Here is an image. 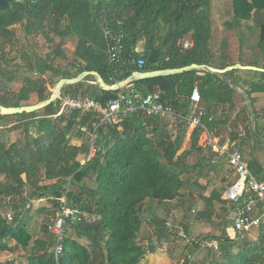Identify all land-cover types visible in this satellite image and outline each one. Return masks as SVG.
<instances>
[{
  "label": "trees",
  "instance_id": "obj_1",
  "mask_svg": "<svg viewBox=\"0 0 264 264\" xmlns=\"http://www.w3.org/2000/svg\"><path fill=\"white\" fill-rule=\"evenodd\" d=\"M261 12L264 0H231L226 26L236 30L240 22L252 21ZM15 24L22 25L26 36L39 32L61 43L74 41L72 57L61 66L53 54L36 56L25 42L15 56L7 58L5 46L12 45L16 38L12 29ZM211 25V0H8V6L0 9V85L20 80L22 101L26 102L32 93L43 101L50 96L45 86L48 74L54 86L61 78L96 71L111 85L136 71L180 68L192 63L215 68L237 63L259 66L254 61L258 57H233L224 39L213 42ZM115 37L122 48L111 60ZM185 41L188 46H184ZM255 45L264 53V23ZM152 50H157L154 62L149 60ZM225 75L250 96L253 107L254 93L264 91V72L232 69ZM255 75L259 78L254 79ZM94 80L88 75L80 82L65 85L60 96L89 95L105 104L119 93L158 92L159 102L172 114L148 116L134 112L118 124H102L93 110L57 115L59 98L37 111L0 113V253L20 247L26 264L147 261L148 253L155 251L153 242L138 240L146 200L159 206L185 198V186L196 183L189 181L187 172L197 165L188 164L187 157L192 151L199 152L200 136L206 132L217 136L216 130L224 121L231 120L237 126L241 120L245 122L244 135L230 130L229 140L237 145L251 140L256 144L264 137V126L260 129L256 122L255 134H251L243 97L219 76L204 70L135 80L116 91L102 90L91 83ZM194 85L201 96L196 107L189 98ZM0 105L27 104L0 97ZM194 114L199 115L200 125L189 134L190 147L179 154L188 132L187 119ZM254 114L256 120L255 110ZM14 130H20V135L11 141L7 133ZM92 134L93 155L81 164L89 153ZM248 167L264 181V169L255 159ZM63 196L74 214L65 220L63 250L55 257L49 225L60 211ZM39 198H45L48 204L33 209L32 200ZM218 203L229 202L220 199V191L213 190L195 218L209 220ZM228 205L233 208L231 203ZM229 208L225 207L222 215L226 226L230 222ZM34 212L41 216L37 228L31 224ZM150 221L156 226L157 240L167 235L165 219L155 216ZM263 225L244 238L225 229L220 235L206 236L193 247L203 249L204 254L193 261L186 253L183 264H264ZM255 230L258 238L254 241L250 236ZM185 233H189L188 226ZM11 240L16 243L14 247L9 245ZM211 241L217 243V248L206 244Z\"/></svg>",
  "mask_w": 264,
  "mask_h": 264
},
{
  "label": "rangeland",
  "instance_id": "obj_2",
  "mask_svg": "<svg viewBox=\"0 0 264 264\" xmlns=\"http://www.w3.org/2000/svg\"><path fill=\"white\" fill-rule=\"evenodd\" d=\"M230 6L231 0H211L213 42L216 43L219 40L224 39L227 43L228 51L236 59L239 56L241 58L243 57L244 60H249L252 57H260L261 59L263 49L259 48L257 45L254 47V44H256L259 39L260 25L264 23V12L255 14L252 21L240 22V26L237 28L239 30H235V28L229 29L226 26V22L230 19ZM12 29L16 38L12 45L8 44L5 46L7 58L15 56L17 50L24 45L25 42H27L26 47L36 56L44 58L47 54H53V56L56 57V64L61 66H63L73 55L75 43L72 40H67L61 43L59 39H53L51 37L50 40V38L48 39L43 33L39 32L26 36L21 24L13 25ZM241 32L243 33L242 36ZM138 48H140V46ZM48 75H46L45 86L47 90L51 92L53 86ZM35 76L36 75H33V77ZM21 86L22 82L20 80H15L11 83L4 81L0 85V97L14 99L22 104H35L39 102L37 95L33 93L29 96V99L26 102L22 101L19 96ZM189 128L190 126L188 129ZM7 134L12 141L20 135V130H14ZM201 137L202 135L198 140V145H201L203 142V138ZM189 147V137L186 135L181 150L188 149ZM238 147L241 150L240 146ZM194 158L195 154L194 151H192L187 159V163H191ZM206 167L207 168H202V172H212L208 166ZM187 173L189 181L191 182L195 180L196 183H188V185L185 186V198L175 199L159 206L154 202H149L150 200H146L145 208L142 211L143 223L141 231L138 234V240L142 243H149L152 241L155 251L154 253H148L147 261L139 262V264H183L186 253L190 254V259L196 261L204 254V250L194 249V242L201 241L209 235H220L225 228L227 224L226 220L222 218L223 216L216 215V208H219L217 205L214 209V215H211L209 220L195 218L196 213L204 206V201H199V193L196 187L197 184H199L198 179L201 177V174H199L196 169H190ZM46 203L45 200H38L36 206ZM224 213L225 212L221 209L217 211V214L224 215ZM155 216L165 219L167 226V235H163L158 240L156 239L155 233L156 226L150 221V219ZM40 220L41 219L33 218L31 224H34V227H37L39 226ZM185 226H188V234L185 233ZM250 238L254 241L257 240L258 232L256 230L252 232ZM192 249H194V251ZM20 253L21 249H17L15 253L3 255L2 261L21 264L22 262L20 260L12 259L19 256Z\"/></svg>",
  "mask_w": 264,
  "mask_h": 264
},
{
  "label": "built area",
  "instance_id": "obj_3",
  "mask_svg": "<svg viewBox=\"0 0 264 264\" xmlns=\"http://www.w3.org/2000/svg\"><path fill=\"white\" fill-rule=\"evenodd\" d=\"M115 43L111 47L110 59L114 60L121 52L119 38L115 37ZM185 41L184 46H188ZM137 50V49H136ZM142 63V61H139ZM60 113H69L71 111H88L93 110L98 113L99 122L102 124H118L124 117L130 113L140 112L143 115H171L169 108H165L159 102V93L151 92L145 95L139 93H119L111 101L103 104L89 95L84 96H59ZM190 102L193 106H198L201 96L197 85H194L190 93ZM188 120L190 127L200 125L199 115L194 114ZM243 135V134H241ZM95 134L91 135V146L86 158L81 160L84 164L93 155V140ZM207 145L214 152L210 162L215 164L219 158L226 159L229 167L235 175L234 181L224 188L222 199L231 203L233 208L230 211L229 233L237 238H244L249 232L264 223V181L257 179L255 174L248 167L244 156L237 146L236 142L229 139L218 141L216 138L207 136ZM61 207L57 217L49 225V229L54 236L53 252L55 257L62 253L63 236L65 220L70 214H74L67 207L66 198H60ZM9 220L11 216L7 217ZM209 246L217 248L215 241L207 242Z\"/></svg>",
  "mask_w": 264,
  "mask_h": 264
},
{
  "label": "crops",
  "instance_id": "obj_4",
  "mask_svg": "<svg viewBox=\"0 0 264 264\" xmlns=\"http://www.w3.org/2000/svg\"><path fill=\"white\" fill-rule=\"evenodd\" d=\"M254 61L256 63H258V65H259L258 67L263 68L262 65L264 64V60L258 58V59H255ZM245 75H247V74H243V76H245ZM254 77H255L254 79H258L259 75H255ZM253 96H254L253 108H254V110L256 112V116H257L255 122L257 123V125L261 129L264 126V91L263 92H256V93H254ZM224 116L225 115H223L222 120L225 119ZM231 119H232V117H231ZM236 123L238 124L237 126L231 120L224 121V123H222L218 127V129L216 130L219 132V134L217 136H214V138H216L218 141L227 140V139H229L228 133L230 130H233L235 132L237 131L240 134L244 135V126H245L244 124H245V122H242L240 120ZM233 126H235V127L232 128ZM192 129H193V127H190L188 129L187 137H189V134L192 131ZM207 136H208L207 132L202 134L201 138H203V142L202 143L200 142L201 145H200V147H198L199 152H194V154H195L194 160L191 163L188 162L190 165L194 164V163L197 164L196 170L198 171L199 174H201V177L198 179L199 184L196 186L198 193H199L198 198L200 199L199 200L200 202H201V200L204 201L205 198L209 197L213 190L220 191V199H222V190H224V188L227 187L229 184H231L235 179L234 172L229 167L228 163L226 162V159L219 158V160L215 164H213V165L210 164L211 163L210 160L214 154H213V151L211 150V148H209V146L207 145V142H206ZM260 140H261V142H258L256 144L253 140L249 141L248 143L243 141L242 144H240V145L238 144L237 146H240L242 154L244 156V159H245L247 165L253 159H255L260 164L261 168L264 169V137H262ZM200 148H201V152H200ZM183 150L184 149H182L179 152V154ZM189 156L190 155H188L187 159L189 158ZM206 166H208L212 170V172H210V173L202 172V170H203L202 168H207ZM38 200L39 201H43V200L46 201L45 198L33 199L32 200L33 209L38 208L40 206H46L48 204V203H46V204H40V205L36 206V202ZM214 203L216 204V202H214ZM228 204L229 203H227V204L218 203L217 206H219V208H216L217 211L220 209L221 210L223 209L222 211H224L225 207L229 208ZM217 211H216V215L222 216V214H217ZM230 211H231V209L229 208L227 217L230 215ZM214 213L212 214V216L214 215ZM32 214H33V218L41 219V216L38 215L36 212H34ZM33 218H32V220H33ZM37 227L35 226V228H37ZM224 229L230 230L229 224ZM15 244L16 243L13 240L9 241L10 246L14 247ZM17 249H21V248L15 247V249L12 252L5 251V252L0 253V262L5 263V261L4 262L2 261L3 255H8V253L9 254L15 253ZM23 254H24V251L21 249L20 255L16 256L15 258H12V259L20 260L22 262L21 264H26L25 258L23 257ZM11 264H14V263L11 262Z\"/></svg>",
  "mask_w": 264,
  "mask_h": 264
},
{
  "label": "water",
  "instance_id": "obj_5",
  "mask_svg": "<svg viewBox=\"0 0 264 264\" xmlns=\"http://www.w3.org/2000/svg\"><path fill=\"white\" fill-rule=\"evenodd\" d=\"M7 6H8V0H0V9L6 8ZM156 57H157V50H152L149 56V60L151 62H154L156 60ZM232 69L254 70V71L264 72V68L253 66V65H242L239 63L225 67V68H215L213 66H209L206 64L192 63L190 65L183 66L180 68H167V69H159V70H151V71H136V72H133L128 77H126L125 79H122L120 81L115 82L114 84L109 85L105 83L103 78L96 71L86 70V71L79 73L75 77L59 79L53 86L50 92V96L43 101H39L35 104H27V105H20V106L0 105V113L1 114H15V113H22V112H32V111H37L39 109H42L43 107L49 105L52 102H55L58 99L60 91L63 86L80 82L88 75L94 76L95 80L91 81V83L98 85L102 90L116 91V90H119L127 86L129 83L135 80L157 77L161 75L182 73L188 70H204L206 72L219 76L227 85H229L232 89H234L236 92H238L243 97L245 106L250 116V131H251V134L254 135L255 134V114H254V110H253L252 103L250 100V96L246 92L236 87L235 84L225 75V73L228 70H232Z\"/></svg>",
  "mask_w": 264,
  "mask_h": 264
}]
</instances>
